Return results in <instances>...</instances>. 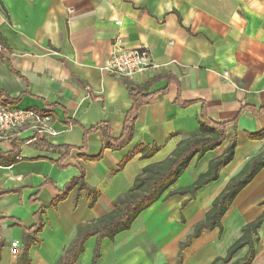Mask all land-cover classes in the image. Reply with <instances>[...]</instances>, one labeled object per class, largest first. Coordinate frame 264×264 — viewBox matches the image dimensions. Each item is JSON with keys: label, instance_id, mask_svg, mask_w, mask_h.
I'll return each instance as SVG.
<instances>
[{"label": "crops", "instance_id": "obj_1", "mask_svg": "<svg viewBox=\"0 0 264 264\" xmlns=\"http://www.w3.org/2000/svg\"><path fill=\"white\" fill-rule=\"evenodd\" d=\"M118 39L126 48H149L156 67L129 80L146 87L149 100L138 108L123 148L84 161L80 156L102 150V133L94 128L107 126L119 138L132 108L124 79L101 70ZM0 44V100L48 114L56 132L26 126L0 137V264H17L22 227H33L40 209L39 243L29 248V264H55L77 226L109 214L143 167L168 158L199 134L205 119L235 122L218 147L190 160L129 230L101 240L95 264H243L247 246L222 259L264 210V167L234 197L221 227L203 230L182 250L180 244L230 178L264 150V137H248L264 129V0H0ZM233 137V158L216 180L193 196L164 197L205 173ZM138 146L157 150L141 157ZM81 170L98 191L95 204L88 207L82 190L75 206L73 191L52 206ZM252 240L246 264H264V224ZM95 242V235L88 237L73 264H91Z\"/></svg>", "mask_w": 264, "mask_h": 264}, {"label": "trees", "instance_id": "obj_2", "mask_svg": "<svg viewBox=\"0 0 264 264\" xmlns=\"http://www.w3.org/2000/svg\"><path fill=\"white\" fill-rule=\"evenodd\" d=\"M124 84L128 90L132 100V108L127 114L124 121L122 134L119 138L113 139L110 135V129L104 125H98L94 129H98L102 133L103 145L102 150L96 156H80L84 161H99L103 156L105 149L119 150L123 148L131 139L134 131V122L137 116L138 108L146 104L149 95L143 94L146 90L144 86L134 85L129 80L124 79ZM233 122L214 123L209 119H205L199 123V134L187 140L180 142L171 155L164 161L149 164L143 167L129 190L112 201L113 210L102 216L89 225L77 226L76 233L70 244L63 250L62 255L57 259L55 264H73L77 256L83 250L84 241L95 235L96 242L93 250V258L91 264H95L99 257L100 242L103 238L113 239L117 234L130 229L133 221L139 214L150 207L153 203L161 199L163 193L177 180L180 174L185 170L190 160L196 155L201 158L207 151H211L218 147L226 137V127ZM250 139H260L264 137V129L258 133L248 135ZM236 145V138L233 137L224 153L209 162L207 171L198 176V178L185 188L169 191L164 197L175 193L186 194L191 196L195 192L217 179L219 170L227 165L233 158ZM137 150L141 152V157H149L157 147L138 146ZM131 155L125 156L119 163L118 168L121 169L129 160ZM1 157V154H0ZM1 162V160H0ZM58 166L60 164L58 163ZM264 167V150L247 161L240 171L230 178L224 189L213 200L211 208L205 213L204 219L197 223L191 234L181 242L180 250L189 245L190 241L199 236L203 230H211L215 227H221L220 220L225 214L228 206L237 195V193ZM84 171L73 177L67 182L62 189L58 190L57 196L52 201V206L65 199L70 191L74 192V206L77 203L80 192L85 191L89 199L88 207L91 208L98 197V191L89 187L84 179ZM264 204V200L262 202ZM40 209L36 214L37 223L30 228L22 227V243L21 251L17 264H29V248L39 243L36 236L41 229L39 223ZM264 224V210L262 214L252 222L246 224L242 229L241 237L234 242L229 248L227 256L222 260L228 262L232 255L244 246H247V257L243 259V264L249 263L253 257V236L257 234V230ZM179 262H177L178 264Z\"/></svg>", "mask_w": 264, "mask_h": 264}, {"label": "built area", "instance_id": "obj_3", "mask_svg": "<svg viewBox=\"0 0 264 264\" xmlns=\"http://www.w3.org/2000/svg\"><path fill=\"white\" fill-rule=\"evenodd\" d=\"M3 50L4 47L0 44V52ZM155 67L151 63L148 47L126 48L118 39L114 42L111 54L101 70L115 78L134 80L145 71ZM223 75L226 76L227 72L224 71ZM50 121L51 118L46 113L11 106L0 100V137L26 126L32 127L39 134L55 135L56 132L51 128ZM11 252L16 253L17 249L13 247Z\"/></svg>", "mask_w": 264, "mask_h": 264}]
</instances>
